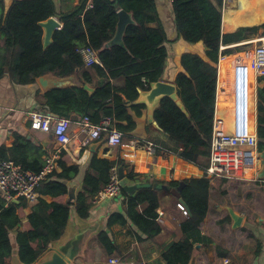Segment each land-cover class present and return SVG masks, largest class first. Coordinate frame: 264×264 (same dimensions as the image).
I'll use <instances>...</instances> for the list:
<instances>
[{
    "label": "trees",
    "instance_id": "16d2710c",
    "mask_svg": "<svg viewBox=\"0 0 264 264\" xmlns=\"http://www.w3.org/2000/svg\"><path fill=\"white\" fill-rule=\"evenodd\" d=\"M243 1L239 0L242 10H246ZM86 5L87 1H84L73 12L59 14L54 0H14L9 10L0 15V34L5 38V44L0 47V77L7 72L18 84L30 85L48 74L66 78L78 76V70H84L78 85L46 92L43 112L57 119L87 117L95 125L109 119L114 128L125 134L126 140H132L131 133L136 129V122L130 110L137 117L142 115L145 105L133 103L139 98L141 90H150L151 83L161 81L164 75L168 60L165 46L167 34L159 20L155 0H93L92 8L86 9ZM172 5L177 31L182 39L189 44H201L205 49L184 53L180 58L182 71L175 77L174 83L188 115L173 100L165 98L154 116L160 128L182 147L179 156L204 168L210 156L213 136L220 58L231 61L235 57L247 60L253 57L250 51H240L239 48L222 50V47L246 40L250 35L257 34L260 28L264 29V25L241 28L224 35V0H173ZM261 7L264 13L263 3ZM120 10L132 14L134 21L127 25L122 42L115 43ZM56 16L63 27L55 32L53 43L44 49V30L40 23ZM238 17L240 13L235 19ZM246 18L253 21L251 16L246 15ZM224 21L226 30L239 28L229 18L224 17ZM151 23L158 25L151 27ZM84 46L98 52L100 64L93 65L91 70L85 67L78 51ZM91 71L99 77L93 86V93L84 88L86 83H93ZM248 74V70H239L224 82L227 85L239 81L246 86V96L252 99L254 87L247 81ZM120 78L125 79V85L117 87L113 80ZM237 89L242 99L243 92ZM233 111L231 97L220 86L219 76V116L225 114L230 120ZM258 111L259 150L263 152L264 87L258 90ZM107 133H102L101 137L107 136ZM30 148L31 144L26 142L7 152L23 169L39 173L45 165L40 158L30 161ZM70 160V152L61 150L58 160L61 172H52L38 188L40 198L27 220H24V211L29 205L26 199L6 204L0 196V264H12L16 248L23 263L36 262L53 242L63 236L73 209L80 218H91L92 201L109 183L112 168L121 166L126 180L137 179V174L124 160L113 163L94 156L85 173L82 191L74 202H69L68 183L81 171V166L70 164ZM227 181L224 180V183ZM184 183L179 190V200L185 202L189 216L180 222L183 238L163 247V262L150 264H189L195 245H207L208 240L202 236L200 226L209 212L211 182L207 178H193ZM168 185L171 191L174 185L180 186L179 182ZM122 194L125 197L124 210L112 213L107 218L105 230L97 237L109 257L118 251L111 234L114 225L126 226L130 223L139 241L155 239L162 232L157 212L161 205L159 190L141 188L130 195L122 188ZM45 196H50L52 201L45 200Z\"/></svg>",
    "mask_w": 264,
    "mask_h": 264
},
{
    "label": "crops",
    "instance_id": "0c3cea01",
    "mask_svg": "<svg viewBox=\"0 0 264 264\" xmlns=\"http://www.w3.org/2000/svg\"><path fill=\"white\" fill-rule=\"evenodd\" d=\"M54 1L59 14L73 12L84 1H87L86 9H90L93 6V0ZM246 1L252 5L254 9H257L259 15L255 16L252 13H248L247 10H242V4H240L239 0H224L222 34H232L239 31L241 28L262 27L264 25V13L261 7L262 3L264 6V0ZM13 2L14 0H0V15L3 12L6 13ZM155 2L159 20L167 34L165 46L168 50V60L161 81L175 84L176 75L182 71V67L180 66L181 56L188 52H201L205 48L201 44H189L179 35L173 11V0H155ZM121 11L123 10L119 12ZM239 13L240 17L235 19V16ZM246 15L251 16L253 21H249ZM130 16L133 22L132 14H130ZM224 17L235 22L239 28L235 31L226 30L225 27H227V24H225ZM55 18L60 22V28L62 29L63 24L59 17L56 16ZM157 25V23L150 24L151 27H156ZM263 31L264 29L260 28L257 34L250 35L246 40L240 43L223 46L222 50L239 48L240 51H247L242 48L254 43L255 40L263 36ZM4 44L5 38L0 34V47ZM254 50L255 46L253 50L250 51L253 56ZM240 51H236L235 53ZM97 64H100V61ZM85 67L91 70V67H87L86 65ZM230 68H232L231 72H229ZM239 70L249 71L247 81L254 87L252 99L251 96L250 98L246 96V86L239 81H237L236 84L229 82L227 85L224 82L225 79L235 76ZM83 72L84 70H78V76L75 75L74 82L78 84L81 83L80 78L83 76ZM91 72L93 74V83L86 84L93 87L98 82L99 77L95 72ZM219 76L220 86L225 89L231 97L232 110L234 111L232 112L230 120L227 115L224 114L223 116H219L218 113ZM113 84L117 87H122L125 85V79H115L113 80ZM263 87L264 77H258L256 75L252 59L247 60L235 57L231 61H224L220 58L218 65L214 127L216 126L217 129L230 135L255 136L258 140V145L257 148H251L249 146L244 147L245 157L238 177L216 179L211 183L212 189L210 192L209 212L200 226L202 236L208 240L207 245H195L192 259L189 264H225V260H228L230 264H264V178H259L264 168L260 158H258L260 153L258 138V90ZM237 88H240L243 92L244 97L242 99L240 98ZM46 92L48 91L42 88L38 79L35 84L21 85L7 72L0 77V160L14 161L7 150L26 142L31 144V148L28 151L31 162L40 158L45 165L46 157L53 154H57L60 158V153L63 149L60 148L54 136L49 133L32 130L30 127V113L34 111L43 112V107L46 102ZM130 114L136 122V129L131 133L132 140L152 142L166 150L168 155L165 159L160 157L147 159V163L156 175V178L149 181L141 177L135 180H126L125 178L127 188L142 183H152L153 185L160 183L168 185L174 178V175H177L175 178L184 177L186 171L190 174H194V176L197 174L194 168L186 166L188 164L178 158L179 152L183 150L182 147L172 141L161 128H158L154 124V121H156L155 116L152 119L146 107L142 110V115L140 117H137L132 110H130ZM82 119L83 117L80 116L69 119L71 122V135L73 139L71 148L69 149L71 158L70 164H78L81 166L80 174L73 181L68 183L69 202H74L78 194L82 191L85 173L94 156L100 160H107L113 163L124 160L120 148L108 144L107 136H103L100 140L92 141L85 148H80L79 144L84 138L80 126ZM250 125L252 127H250ZM111 127L114 128L112 123ZM158 159L166 163V166L162 168V172L156 170ZM208 162L209 158L205 163L208 164ZM179 165H181V171L177 173V171L173 170V167L175 166L178 168ZM132 166H134V164L129 165L130 170H133ZM138 166H143V170ZM147 166V164L138 165L137 163L135 171L143 172ZM112 169L110 171V176ZM55 171L61 172L59 165ZM224 180L228 181L224 183ZM181 183L182 182H179V184ZM127 192L130 195L136 193V191ZM0 196L1 200L6 202V204L11 203L4 199L1 192ZM43 198L48 202L52 201L50 196H45ZM124 198V195L121 193L118 198L104 200L96 205L93 204L91 212L92 217L85 220H78V222L82 224H94L97 222L103 226V223H105V221L107 222L105 218L108 214L110 216L114 212L124 210ZM178 202H180V200L176 202L175 210H173L174 212H170L169 210H165V201L161 199V205L157 212L159 214L158 220L162 225V232L155 239L139 241L138 234L130 223L126 226L114 225L111 228V234L118 247V251L115 252L113 256L109 257L106 255L104 249L97 241L99 234H94L87 243L84 255L78 257L73 264H110L109 261L115 257L121 258V264H150L153 262H163V247L171 242L180 241L183 238V234L180 230V222L185 219L186 216H184L177 207ZM36 203L37 202L30 203L25 209L24 220H27V217L32 213V208ZM170 208L171 210L173 209L172 205ZM231 211L242 218L241 225L238 228H234V220L231 216ZM72 228L73 226L70 224L67 230V236L71 234ZM141 237L145 238L144 236Z\"/></svg>",
    "mask_w": 264,
    "mask_h": 264
},
{
    "label": "built area",
    "instance_id": "2783aa9c",
    "mask_svg": "<svg viewBox=\"0 0 264 264\" xmlns=\"http://www.w3.org/2000/svg\"><path fill=\"white\" fill-rule=\"evenodd\" d=\"M254 43V69L258 77H264V36L255 40ZM78 51L87 67H92L99 62L98 52L93 48L84 46ZM29 121L32 130L52 134L60 148L69 151L73 140L71 135V122L69 119H57L48 115L46 112L34 111L30 113ZM80 126L81 133L84 135V138L79 144L80 148L87 147L92 141L100 140L102 138V133L108 132V144L120 148L126 164H134V166H132L133 171L137 174L138 179L141 177L149 181L156 178V175L147 163V159L155 157L165 159L168 155L166 150L152 142L126 140L124 133L111 127V121L109 119L99 125H95L89 118L84 117L81 120ZM257 145L258 140L255 136L230 135L217 129L215 126L211 141L209 162L206 167H200L178 156L179 159L188 164L186 166L194 168L197 174L194 176V174H190L186 171L184 177L175 178L177 175H174V180L172 179L169 183L184 182L185 180L193 178H207L211 183L216 179L236 178L239 176L243 165L245 157L244 147L249 146L251 148H257ZM58 159L59 156L57 154L46 157L45 166L39 173L25 170L21 165L11 160H0V192L3 194L4 199L8 202H12L23 198L26 199L29 204L37 202L40 198L38 188L48 179L49 175L58 168ZM137 163L138 165L147 164L148 166L145 167L143 172H136L135 167ZM138 167L141 169L143 168V166ZM173 170L177 171V173L180 172L181 165H179L178 168L174 166ZM122 188L118 167H114L109 183L99 192L92 203L96 205L104 200L118 198L122 193ZM177 207L184 216H189L188 207L184 203L178 202ZM109 263L121 264L122 260L121 258L115 257L112 258ZM224 263L230 264L228 260H225Z\"/></svg>",
    "mask_w": 264,
    "mask_h": 264
},
{
    "label": "water",
    "instance_id": "95a60500",
    "mask_svg": "<svg viewBox=\"0 0 264 264\" xmlns=\"http://www.w3.org/2000/svg\"><path fill=\"white\" fill-rule=\"evenodd\" d=\"M119 16H120V21L118 25V32L114 40L115 43L122 42V35L127 25L129 23H132V18L130 14L127 13L126 11L119 12ZM40 26L44 30V37H43L44 49H47L53 43V36L55 32L61 29L60 28L61 24L55 17H52L47 21L41 22ZM74 78L75 75L66 78H61L55 76L54 74H48L38 78V81L44 90L49 91L51 89H59V88L78 85L77 82H74ZM84 88L90 93H93L95 91L94 87L88 84L84 85ZM165 98H169L173 100L177 104V106L183 111V113L188 115V112L179 96L177 85L166 83L163 81L151 83L150 90L148 91L141 90L139 98L133 104L145 105V107L148 110L149 116L153 119L156 109L160 107L162 100ZM154 124L158 128H160V126L156 121H154ZM258 158H260L262 166L264 168V151L259 153ZM118 170H119L121 185L127 191L134 192L141 188H154L159 191L162 190L171 191V187L169 185L160 184V183L155 185H153L152 183H142V184H137L134 187L127 188L123 167L120 166ZM259 178H264V169L260 173ZM184 185L185 183L182 182L179 186V190H181L184 187ZM180 202L185 203L183 199H180ZM231 216L234 220V228L240 227L242 218L238 217L233 211H231ZM108 217L109 214L108 216H106L105 219H107ZM78 220H85V219L80 218L77 211L73 209L71 212L69 223L67 225V228L63 236L58 241L53 242L50 245L49 249L46 252H44L36 262L32 264H73L78 257L83 256L84 250L87 246L89 239L94 234L98 235L105 229L106 221L105 223H103L102 226L100 223L97 222L94 224H82L78 222ZM70 224L73 226V228L71 234L67 236V230ZM11 262L12 264H25L20 260L17 248L15 249L12 255Z\"/></svg>",
    "mask_w": 264,
    "mask_h": 264
},
{
    "label": "rangeland",
    "instance_id": "374dc122",
    "mask_svg": "<svg viewBox=\"0 0 264 264\" xmlns=\"http://www.w3.org/2000/svg\"><path fill=\"white\" fill-rule=\"evenodd\" d=\"M254 46H255V43H252V44L244 46L242 49H245L247 51H251V50H253ZM160 197L163 201H165V204H166V206L164 205L165 210H169L170 212H174L173 210H175L176 202L179 201V187H176L174 185L172 191H170V192L160 191ZM171 205L173 207L172 210L170 208Z\"/></svg>",
    "mask_w": 264,
    "mask_h": 264
},
{
    "label": "bare ground",
    "instance_id": "6f19581e",
    "mask_svg": "<svg viewBox=\"0 0 264 264\" xmlns=\"http://www.w3.org/2000/svg\"><path fill=\"white\" fill-rule=\"evenodd\" d=\"M244 7L247 11L251 12L253 15L258 16L259 13L257 11V9L255 8V10L252 8V5H249L248 2L246 0L243 1ZM253 61V66H254V56L251 58ZM232 68L229 69V72H231ZM255 70V69H254ZM243 135V134H242ZM249 156V155H248ZM166 166V163H164L161 159L157 160L156 163V170L159 172H162V168ZM251 173V172H250ZM253 176V175H252Z\"/></svg>",
    "mask_w": 264,
    "mask_h": 264
}]
</instances>
